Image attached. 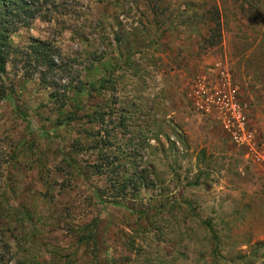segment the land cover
<instances>
[{
  "label": "rangeland",
  "instance_id": "1",
  "mask_svg": "<svg viewBox=\"0 0 264 264\" xmlns=\"http://www.w3.org/2000/svg\"><path fill=\"white\" fill-rule=\"evenodd\" d=\"M29 1L0 99V264H264V172L190 97L226 68L264 139V0Z\"/></svg>",
  "mask_w": 264,
  "mask_h": 264
},
{
  "label": "built area",
  "instance_id": "2",
  "mask_svg": "<svg viewBox=\"0 0 264 264\" xmlns=\"http://www.w3.org/2000/svg\"><path fill=\"white\" fill-rule=\"evenodd\" d=\"M190 97L194 109L214 118L234 146L264 172V139L253 129L248 110L228 70L218 65L210 79L198 82Z\"/></svg>",
  "mask_w": 264,
  "mask_h": 264
},
{
  "label": "trees",
  "instance_id": "3",
  "mask_svg": "<svg viewBox=\"0 0 264 264\" xmlns=\"http://www.w3.org/2000/svg\"><path fill=\"white\" fill-rule=\"evenodd\" d=\"M241 1V0H236ZM262 0H256L260 3ZM37 12H40L39 8H35L32 1L29 0H0V99L5 96V85L3 83V75L7 69V60L11 53V43L9 41V35L17 31L20 27L30 26L37 18ZM210 12H219L217 8ZM216 29L220 28V22H216ZM20 26V27H19ZM214 29V31L216 30ZM40 46V45H39ZM31 46L33 52L41 58L42 54L49 61L50 54L43 49V47ZM5 99V98H4ZM104 166L97 168L96 173L102 175L104 172ZM104 193V192H103ZM95 196L98 200L104 203L102 192L96 191ZM107 201L109 198L106 197Z\"/></svg>",
  "mask_w": 264,
  "mask_h": 264
}]
</instances>
